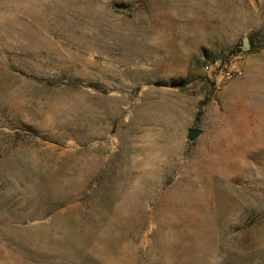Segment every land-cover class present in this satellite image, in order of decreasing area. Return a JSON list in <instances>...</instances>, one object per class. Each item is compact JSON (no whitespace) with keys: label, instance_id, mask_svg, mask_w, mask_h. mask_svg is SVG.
Listing matches in <instances>:
<instances>
[{"label":"rangeland","instance_id":"rangeland-1","mask_svg":"<svg viewBox=\"0 0 264 264\" xmlns=\"http://www.w3.org/2000/svg\"><path fill=\"white\" fill-rule=\"evenodd\" d=\"M0 264H264V0H0Z\"/></svg>","mask_w":264,"mask_h":264},{"label":"built area","instance_id":"built-area-1","mask_svg":"<svg viewBox=\"0 0 264 264\" xmlns=\"http://www.w3.org/2000/svg\"><path fill=\"white\" fill-rule=\"evenodd\" d=\"M208 72H215L216 75V84L220 87L222 84H225L235 78H240L243 76L244 72L239 66H225L218 67V69H214V67H208L206 69Z\"/></svg>","mask_w":264,"mask_h":264},{"label":"water","instance_id":"water-1","mask_svg":"<svg viewBox=\"0 0 264 264\" xmlns=\"http://www.w3.org/2000/svg\"><path fill=\"white\" fill-rule=\"evenodd\" d=\"M245 48L249 49L251 47L249 38L244 39ZM203 133V130L201 128L192 127L188 130V140L190 142L195 141L198 139Z\"/></svg>","mask_w":264,"mask_h":264},{"label":"trees","instance_id":"trees-1","mask_svg":"<svg viewBox=\"0 0 264 264\" xmlns=\"http://www.w3.org/2000/svg\"><path fill=\"white\" fill-rule=\"evenodd\" d=\"M250 42H251V44H252V48H253L254 40H253L252 37H250Z\"/></svg>","mask_w":264,"mask_h":264}]
</instances>
